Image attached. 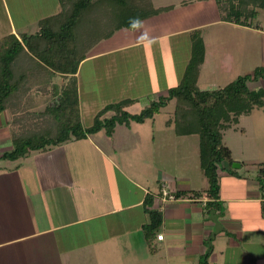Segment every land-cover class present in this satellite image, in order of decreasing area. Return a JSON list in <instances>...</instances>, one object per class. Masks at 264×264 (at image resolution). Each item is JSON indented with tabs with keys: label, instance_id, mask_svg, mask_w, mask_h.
Segmentation results:
<instances>
[{
	"label": "crops",
	"instance_id": "1",
	"mask_svg": "<svg viewBox=\"0 0 264 264\" xmlns=\"http://www.w3.org/2000/svg\"><path fill=\"white\" fill-rule=\"evenodd\" d=\"M38 1L26 6L21 0H0V38L34 34L39 20L59 11L57 0ZM151 2L155 8L171 9L134 28L119 30L94 46L80 63L75 77L84 127L108 104L130 100L126 111L136 114L150 100L177 86L190 58L193 31L200 33L204 44L197 87L203 76L211 75L206 80L210 86L216 79L230 80L236 66L245 67V75L258 67L256 56L249 53L251 48L242 61L236 60L228 44L231 35L243 41L258 39L262 45L256 43L253 53L264 61V29L220 21L214 0ZM33 8L36 13L30 17ZM218 48L223 56L226 52L230 56L224 61L213 59L211 70L205 71L208 51L213 55ZM64 82L58 75L35 72L23 87L19 111H43L53 98V87ZM249 85L264 91V80ZM259 112L264 111L254 108L239 119L237 125L246 119L242 128L236 125L223 133L222 141L224 134H234L228 150L238 163L235 168L260 159L264 162V115ZM156 116L143 123L116 125L109 137L101 130L30 152L17 161L0 160V264H73L76 258L98 259L101 264H110V259L116 264H199L205 253H209L208 264H264V188L259 181L237 171L232 176L222 169V163L218 170L221 205L218 211L208 210L198 145L181 156L184 147L175 139L171 140L178 142L176 151L157 148ZM12 121L10 111L0 113V151L10 148ZM165 125L171 126L166 121ZM236 134L243 135L242 145ZM160 143L165 147L167 142L162 139ZM171 152L181 162L173 176L154 163L156 155L166 157ZM163 187L172 195L187 194L162 202ZM147 197L151 198L150 208L145 206ZM148 209L162 217L153 239L154 254L149 253L142 230L148 222ZM210 212L221 229L208 245L214 230ZM157 235L162 236L160 240Z\"/></svg>",
	"mask_w": 264,
	"mask_h": 264
},
{
	"label": "trees",
	"instance_id": "2",
	"mask_svg": "<svg viewBox=\"0 0 264 264\" xmlns=\"http://www.w3.org/2000/svg\"><path fill=\"white\" fill-rule=\"evenodd\" d=\"M220 21L237 26L258 28L259 13H264V0H214ZM59 11L38 22L34 34L7 35L0 38V113L13 114L10 148L0 151V160L17 161L33 151L57 146L71 138L83 139L99 131L111 136L116 125L143 123L152 119L173 101L172 125L178 137L198 138L199 169L206 179V208L218 211L219 175L222 163H234L230 151L222 143L223 133L248 116L254 108L264 111V91L251 89L250 81L264 80V66L251 74L238 76L222 88L200 90L197 79L204 58L200 33H190V58L179 84L169 88L164 96L150 100L136 114L126 107L130 100L108 104L98 111L89 127L81 123L75 77L80 63L99 42L109 39L121 29H131L143 20L168 11L171 7L155 8L151 0H57ZM58 75L65 81L53 87V98L43 111L21 113V94L35 72ZM29 90V89H27ZM111 113L109 117L105 114ZM238 164V163H234ZM228 173L237 176L235 170ZM264 188V169L258 172ZM177 192L174 197L186 195ZM198 196L199 193H192ZM146 207H151L147 197ZM148 222L142 228L150 254L156 252L153 239L162 224L160 213L147 210ZM205 253L199 264H208Z\"/></svg>",
	"mask_w": 264,
	"mask_h": 264
},
{
	"label": "rangeland",
	"instance_id": "3",
	"mask_svg": "<svg viewBox=\"0 0 264 264\" xmlns=\"http://www.w3.org/2000/svg\"><path fill=\"white\" fill-rule=\"evenodd\" d=\"M31 1H33V0H21V2H23L24 4H26V6H28ZM50 1H52V2L54 1L53 3H56L55 0H50ZM52 2H51V4H52ZM34 3L36 5L37 3H39V1L38 0H34ZM19 4H21V3L18 2L17 5H19ZM32 7H34L33 4H32ZM29 8H30V6H29ZM35 13L36 12L34 11V8H33L29 12V14H30L29 16L31 17V15H33ZM48 14H45L44 16H46ZM31 21L32 20L28 19V22H31ZM256 23L258 24V28H260V26H261L262 29H264V13L263 12H260L259 13V17H258ZM30 26H31V23H30ZM225 37H226L225 39H228V36H225ZM222 39H224V37H222ZM245 41L246 40L243 41V39L240 40V36H235L234 37L233 35H231V37L228 39V42H229L228 44H230L229 46L231 48V53L235 56V58H236L237 61H242V57L245 55V52L247 54H249V53L252 52V54L256 56V61L255 62L256 63L259 62L258 63V67H263L264 66V61L262 60V58H260L261 56L258 57L257 56L258 54L256 52H255V54L253 53L254 50L256 49V48H254V45L256 43H258L259 40L258 39H257V41L252 40L251 42L250 41H246L247 43H244L246 45L241 44V43H243ZM206 43H207V41H206ZM207 44H208L209 47H212L210 40H208V43ZM258 45L261 46L262 44H260V42H259ZM225 48H227V46ZM249 48H251V51L250 52H249ZM257 49L259 50L258 47H257ZM223 52L224 51H222L220 49L217 52L216 49H215L214 54L211 55L213 52H211L210 50L208 51L207 64H206L205 71L207 69H210L211 68V63L213 62V59H215L216 61H218V59H220L221 61L222 60L224 61V59H228V57L230 55H228V57H227V52H226V56H223ZM236 53L238 54V56H236ZM237 68L238 67L236 66V68L231 69L233 75L230 78V80H227L226 82L224 80L221 81L219 79H216L215 80V85L207 86L209 83H207L206 80H208V79L211 78V75H208V76H205V77L203 76L201 78L202 79L201 82H200L201 84L198 83V87L201 90H209V89H213V88H216V89L217 88H222V87L226 86L227 84H229L230 82H232L233 80H235L238 76H241V75L243 76V75L246 74V73H244L246 71L245 70V67H241L240 66V69H237ZM204 74L206 75V73H204ZM228 75H229V73H228ZM249 88H251V85H249ZM173 109H174V103H173V101H169L168 104H167V106L165 107V109L161 110L157 114V116L155 117V125L153 127L154 128V138H155V142H156L157 148H161V149H164V148L167 149V148H169L170 151L171 150L173 151V149H174V151H176L175 148H177V149L179 148V146H177V144H178V142H180L181 143L180 146L181 147H184V149L181 151V153L179 155L180 156L182 154L186 155V153H189L191 151L190 148H195L198 145V138L195 135L185 136V137H178V136H176L174 134L172 125L171 126H166L165 125V121L172 119ZM136 113H139V111H136ZM259 113H261L262 115H264V112H259ZM152 121H154V120H152ZM245 121H246V119L245 120L242 119L241 122H240V125H237L236 128H238V129L242 128V126L245 123ZM10 132H11V130H10ZM224 136H225L224 137V141H222V143L225 146V148L228 149V146L230 145L231 141H232L231 144H233V140H235V139H233L234 134H229L228 133L226 135L224 134ZM160 138H161V140H159ZM162 139H164L169 144L166 143V146L164 147L163 146L164 144H161L160 143V141H162ZM169 139L170 140L171 139H175V141H178V142H173L172 140L170 141ZM236 140L237 141L239 140L238 141L239 144L242 145L240 143V141H243V135L236 134ZM174 146H176V147L174 148ZM5 150H7V149H3V150H1V152L2 151H5ZM170 151H166L165 154L170 153ZM248 154H250V150H248ZM180 156H178L179 158H175V155H174L173 152H171V154H169L166 157H161L159 155H156L155 156V162L154 163H155V166L157 168L166 170L167 172L170 173L171 176H173V174H176V173H173L174 169L176 168V166L178 165V163H181L180 162ZM184 158L187 159L186 156ZM261 160L262 159H260V162H258V163L257 162L242 163V165H241L240 168H235L234 167V163L235 162L232 163V164H230V165H228V163H225V164L223 163L222 169L223 170H230V169H232V170L237 171L240 174H248V175L251 176V179L252 180H257L258 181L259 179H256L255 175L258 176V172L260 170L264 169V162H261ZM188 166H190V162L188 163ZM178 168H180V167H178ZM203 177L205 179V176L204 175H203ZM215 251H216V249H215ZM198 260L200 261L201 260V257ZM73 264H101V263H100V260H98V259L76 258V259H74V263ZM110 264H116V263L113 260L110 259Z\"/></svg>",
	"mask_w": 264,
	"mask_h": 264
},
{
	"label": "water",
	"instance_id": "4",
	"mask_svg": "<svg viewBox=\"0 0 264 264\" xmlns=\"http://www.w3.org/2000/svg\"><path fill=\"white\" fill-rule=\"evenodd\" d=\"M210 218L214 222V230L210 234V237H209V240H208V245L210 244V240L213 239L215 234H217L219 232V230L221 229V226H220L219 222L217 221L216 217L213 215L212 212H210Z\"/></svg>",
	"mask_w": 264,
	"mask_h": 264
},
{
	"label": "built area",
	"instance_id": "5",
	"mask_svg": "<svg viewBox=\"0 0 264 264\" xmlns=\"http://www.w3.org/2000/svg\"><path fill=\"white\" fill-rule=\"evenodd\" d=\"M174 199V195L169 193L164 187L161 190V201L166 202V201H172ZM161 235H157V239H161Z\"/></svg>",
	"mask_w": 264,
	"mask_h": 264
}]
</instances>
